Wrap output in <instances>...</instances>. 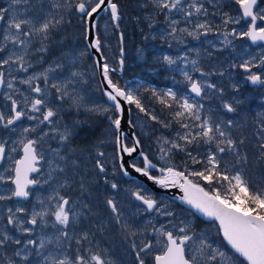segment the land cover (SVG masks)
Here are the masks:
<instances>
[{"label": "snow or ice", "instance_id": "1", "mask_svg": "<svg viewBox=\"0 0 264 264\" xmlns=\"http://www.w3.org/2000/svg\"><path fill=\"white\" fill-rule=\"evenodd\" d=\"M40 3V10H43V0H38ZM21 3L27 4L28 0H11L8 7H0V22L6 25L0 29V94L3 95L5 101L10 102L8 107L10 112L6 114L0 111V126L5 129H10L27 117L32 121H37L35 127H26L23 129L24 133L36 132L40 125H58L59 120L55 119L58 115L57 110L48 106L49 97L55 94V99L61 102L70 101L71 106L79 110L80 98L74 95V89L71 87L74 83L73 78L79 74L71 71L68 78L62 79V69L65 65L61 62L54 61L50 63L43 70L29 73V70L34 67L33 62L29 58L30 49L34 41L38 37L40 47L35 49L36 53H47L49 51L46 41L50 39L53 29L60 25L63 21V16L56 18L51 12L44 16L43 20L37 23L39 17L32 18L19 11H14L13 6ZM157 14H163L168 24V31L166 35L173 40L183 42V36L187 35L199 39L201 35H207L214 31L213 25L208 20L200 21L193 19L201 15L207 16L208 9L204 6L203 0H149ZM242 10L240 18H234L227 13L224 14L222 24L224 30L219 34L223 36L224 43L231 44L229 37L248 38L253 44L257 42H264V26H258L257 21H264V9L258 8V0H235ZM51 7L59 10L67 7L68 11L75 8V11L81 15V18H88L91 20L94 14L103 10L110 12L111 20L117 28H119L118 21L121 18L118 4L113 0H65L64 4L52 3ZM174 14H178L180 19L175 18ZM215 15V13H213ZM249 19L247 31L237 32L236 28L228 30L229 24H239L241 19ZM149 28L152 27L154 17H148ZM183 21L185 26L179 25ZM95 27V24H92ZM216 28H219L217 25ZM162 38L164 35L162 34ZM121 43L123 42V34L120 35ZM95 48L97 52L100 51V40L96 38L90 45ZM171 46V45H169ZM123 48H121V53ZM163 62L171 67L176 64L177 59L185 61V68L187 67L186 57L173 58L171 56H163ZM254 59V58H253ZM43 61V56H41ZM120 66H123V59L120 60ZM193 70L200 72L202 76L209 75L204 73L202 69L196 67L197 61L192 60ZM232 67H239L246 73V79L251 84L264 85V76L253 72V68H264V56H261L259 63H254L253 60H244L239 65L233 64ZM110 69L107 63L102 65L104 79L107 81L108 88L105 95L112 102L115 113L118 115L110 116L111 125L114 129L116 156L120 160L119 168L125 176L129 173L125 168L123 162V154L131 156L137 152L140 147V141H134L133 146H128L124 143V133L121 130L122 114L124 109L121 101L128 105H135L140 112L147 110L143 106L139 95L134 94L132 90H126L120 87L117 83L109 77ZM184 79L189 84L190 93L195 94V97L203 98L206 90H215L223 94V89H217L215 83L207 80L200 81L193 79L189 71L181 69ZM16 73H25L26 76H18ZM223 75V73H220ZM19 85L27 86L28 92L22 91ZM43 85V86H42ZM158 100L161 105L175 111L172 113L175 122L179 125L183 132H177L176 141L164 140L165 144L171 143V148H160L164 153L160 157L166 164H170L167 159L168 154L172 150L186 152L192 164H203L201 171H178L174 166L162 167L160 172L163 174L160 178L150 175L149 170L155 169L157 165L152 162L143 152L144 166L137 167L132 164L131 167L136 172L153 180L156 184L164 187L176 186L179 187L184 195L181 196L183 202L191 205L198 212L204 216L214 219L218 222L219 232L222 233L224 241L230 246L232 255H228L219 247H214L212 242H209L203 234L197 236L190 224L180 221V225L169 220L167 224H160L156 227L149 221L150 232L155 236V244L151 239L142 240L140 246L133 240L131 248L135 251V258L137 264H146V258L152 257L153 264H264V187L253 190L249 181L244 177L241 171H235L233 174H228V169H221V154L232 153L236 157V164L246 163L247 157L241 156L238 145L244 143L243 139L239 141L233 139L230 133L225 131L222 123H217L213 120L211 114H204V105L191 99L189 96H178L172 89H168L163 93L157 92L156 89H146ZM20 97L21 99H17ZM227 112H235L236 109L232 103L225 102L223 104ZM27 109V111H26ZM104 111H108L105 109ZM29 113H37L38 115H30ZM152 120H157L155 115L151 116ZM164 127H171L170 124L158 121ZM131 124V121H129ZM232 120L227 121V126L231 127ZM134 126V125H133ZM15 131V127H11ZM52 134L55 139H58L62 145L67 144L72 136V130L65 127L61 131L58 127H52L50 131L42 132L38 138L32 139L27 136L22 137L18 143L22 155L19 159H14V167H9L4 170L5 175L0 173V184L11 183L14 187L8 189L6 192L0 191V201L13 200L14 198L27 200L31 195L30 188L42 183L38 178L32 176L33 173L40 174L41 168L38 167L41 161L45 159L44 154L38 150V146L45 137ZM258 150L259 158L264 159V122H261L258 131ZM182 142V143H181ZM7 141L0 142V161L6 157ZM207 146L206 155L202 160L197 159L192 151H189L190 146H195L197 149L200 146ZM17 149L13 147L11 152L15 153ZM53 154V159L47 162L50 171L47 174V179L43 183L47 184L53 178L56 172H64V168L57 163V160L64 161L66 157L60 155L59 149H50ZM105 153L97 152V159L95 166L99 173L105 174L106 178V162L103 159ZM8 159L12 160V156L8 155ZM75 163V161H73ZM235 167V165H233ZM187 170V169H186ZM198 177L206 181L207 184L212 185L215 180L221 183L223 194L220 190L213 189L211 192L206 191L199 183H194L189 177ZM67 186V181L60 185L61 188ZM118 185L113 182L111 188L116 189ZM137 200L141 201L146 207L144 211H155L160 216L175 217L166 205H161L156 199L151 196L141 194V192L134 193ZM48 203L44 200H38L42 206L39 211L33 208L30 216L23 219L21 215L27 210L23 206L7 207L6 220L7 223L0 227V249L7 247L9 242L16 245H21L14 255L19 257L22 262H26L33 251L36 256L42 257V264H113L111 259L107 258L106 250H101L98 247L93 248L89 242V234L84 232L82 234L70 235L69 227L78 221L79 215L74 210V204L70 198L61 195L58 189H53V194L48 196ZM107 205L115 215L117 223L121 221V213L113 199L107 200ZM84 207H87L85 205ZM54 217L52 226L55 228L60 226L55 236V241L52 237L41 235L37 239H21L14 238L10 235L9 226L23 235L31 236L35 226L40 223L41 226H47V217ZM33 227H25V225ZM168 224L172 225V230H169ZM124 231L128 233L129 237L137 236L138 232L149 231L148 228L144 230L132 229L128 224L122 225ZM191 233V234H190ZM127 239V237H126ZM75 242L76 248L72 249V242ZM85 242H89L85 246ZM55 243L56 251L44 252L48 249V245ZM158 248L159 251L153 253V249ZM7 264H15L9 259Z\"/></svg>", "mask_w": 264, "mask_h": 264}, {"label": "rangeland", "instance_id": "2", "mask_svg": "<svg viewBox=\"0 0 264 264\" xmlns=\"http://www.w3.org/2000/svg\"><path fill=\"white\" fill-rule=\"evenodd\" d=\"M138 1L141 3V6L146 5L145 10H147L148 16L154 17V15H151V13H149V8H152V6L149 3V0H138ZM142 1H144V3H142ZM222 2H223V7L225 10H227L229 3L236 6L235 0H228L227 2H225L224 0H220L219 3L217 4L215 3L214 5L219 6V4ZM10 3H11V0H0V7L6 8L9 6ZM52 3L64 4L65 0H43L44 7L42 11L40 10V3L38 2V0H28L27 4L21 3L19 5L13 6V10L24 13L25 15L32 17V18L39 17V19L37 20V23L43 20L44 16L47 15L49 12H51L54 16H56L57 19H59L60 16H63L62 23L52 30L50 39L46 41L49 51L47 53L42 54L43 61H41V57H40L39 61L44 62V65L42 69H40L39 71L43 70V68L47 67L50 63L57 61L65 65V67L62 69V75H61L62 79L68 78L71 71L77 72L79 75L73 78L74 83L71 87L74 89V95L80 98L79 110H77L76 107L71 106L70 101L61 102V101L56 100L55 94L53 91V95L49 97L48 106L57 110L58 115L55 119L59 120L58 125H40L39 128H37L36 132L24 133L23 132L24 128L35 127L38 123L37 121H32V120L27 119V117H24L22 118V120L17 122L16 125L11 126V127H15V131H12L11 127L10 129H5L2 126H0V142L7 141L6 157H5L4 162L0 165V173L5 174V175H9L11 173L10 172L5 173L4 170L9 168L10 166L14 167L13 160L19 159L21 156V150H20V145L18 141L22 137L27 136L28 138L35 139V138H38L42 132L50 131L52 127H58L61 131H63L65 127L70 128L72 130V136L70 138V141L65 145H62L60 143L58 136L57 138L54 139L51 133L48 137H45L44 140L40 142L38 146V150L41 151L45 157L44 172L38 177L42 181V183L39 184L36 188L30 190L32 194V199L27 203H24L23 201H19L15 199L7 200V201H0V227H2L3 225L7 223V220H6V208L7 207L15 208L18 206H23L27 211L19 215H21L23 219H27L30 216V213L32 212L33 208H35L37 211L41 209L42 206L38 203V200H44L45 204L48 203L47 198L48 196L53 194V189L55 188L60 191L61 195H65L66 197L73 200L71 202H73L74 204V210L79 215L78 221L75 224L70 225L68 229L70 235L78 236L79 234H82L85 232V231H81L78 228L80 221H81L82 209H92V206H93L92 199L99 198L100 201L102 200V205L104 206L105 211L109 214L112 221L116 224L118 228V233L121 235L122 234L124 235V238L122 237L118 238L119 241L125 244L128 248H130L133 251V253H135V251L131 248V244L133 240L136 242L138 246H140V242L142 240L146 241L148 239H151L153 241V244H155L156 238L150 232L151 226L149 225V221H151L152 224H155L156 227H159L160 224H167L169 220H172L173 223L177 224L178 226L180 225V221H184L185 223L190 224L194 232L197 234V236L203 234L204 236L207 237L209 242L213 243L214 247H219L221 248L222 251H225L228 255H232L233 254L232 250H230L226 246L224 241L222 240L221 233L219 232V227L215 222H204L203 220L198 218L196 215H194L190 210L180 206L171 198L161 195L160 198L158 199V202H160L161 205H166L172 212H174L175 217L160 216L155 211L152 214H149L148 212L144 211V207L142 208L140 205L134 204L130 200V199H133L134 193L139 191L141 192V194L151 196L152 198H153L154 193L148 190V188H146L141 183H137L136 185V184H133L131 180L128 181L123 176H119L118 170L115 173L116 174L115 183L118 185V188L120 189L119 191L117 190V195L114 194L113 191L109 189H105L101 184H94V183H97V181L87 179L86 175H83L82 173H81V176H79V178L83 180V182L86 184L87 186L86 188H81L83 184H81V187L71 188L68 186L71 183L70 180L68 181L62 178L63 180L60 181L61 177L56 176V173L54 174L53 178L50 180L52 182L49 181V183L47 184L43 183V180L47 179V174L50 171V168L48 167V164L46 161L53 159V154L49 150L48 146L53 144L52 146L54 147L52 149H59L60 152H62V150L68 152L74 149L72 148L73 146L75 147V145L76 146L82 145V149H80V154H78L73 160L77 161L79 159L84 167V171L87 172L89 170L88 163L89 162L93 163V161H95L98 158L97 152L102 151V150H99V146L103 144L102 139L103 138L106 139L111 135L109 128L112 129V125H111V121L109 117L117 115V114L114 115V108L110 106L104 100V97L102 96L94 60L91 61L89 52L86 51V49L80 44L82 43L86 45L85 44V34L83 35V30L80 31L81 28L85 24V18L82 19L81 15H79L75 11L74 7L72 8L71 11H68L67 7H63L59 10H56L51 7ZM259 9H264V5L258 6L256 10L258 11ZM234 10L235 8L233 9V11ZM237 13L239 14L236 15ZM215 15L217 16V12H215ZM229 16L234 17V18H240L241 14L239 11H234ZM217 18L219 17L217 16ZM196 19H199L200 21L204 20L200 16L196 17ZM144 20H145V15H144ZM153 22H156V23L158 22V14L156 15V19H154ZM148 25L149 24H146L143 28L145 30L144 31L145 34L148 33ZM5 26L6 25L4 24L2 28ZM260 26H264V21H261ZM65 27H67V29H65ZM222 27L224 26H219V28L214 27V31L211 32L213 34V40H209L207 44L213 47L212 48L213 51H217V50L219 51L222 49L225 50V48L228 50L230 49L231 51L229 50L228 55L231 56V58H229V60L232 62V64H235V65H239L246 59L253 60L254 63L258 64L261 56H264V47L253 48L249 44L247 38H238V37L236 38L229 37L232 43L226 44L224 43L223 36L220 35L219 33L218 34L215 33V31L218 29L222 31ZM227 27H228V30H231L232 28H236L237 32H241V31H247L248 24L245 21H243V19H241L239 24H229ZM98 28L100 29L101 34L103 36V47L109 50L111 48L112 36H115V29H114V26L112 24L110 17L107 16V17L102 18L99 23ZM59 30L63 31V33L65 32V30H67L69 36H71V41L64 46L62 45L61 47H57V44L63 43L64 38L62 37L63 33L57 32ZM144 32L141 31V34H143ZM129 34L133 35V32L129 31ZM38 40L39 38L37 37L33 43L32 48L30 49V53H36L35 49L40 47V43L38 42ZM144 40L146 43L145 45H137L129 41L130 45H128V47L131 48V50L129 51L130 58H135L136 60L140 62H144L145 60L147 61V57L149 55L148 51H150L151 48L148 47L147 45L148 43L146 42V36L144 37ZM177 42L179 41L173 40L172 38L169 39L167 42L163 41L162 50H165V51L161 52L162 55L165 52L164 56L165 55L171 56L174 59L177 57H186V55L183 53L184 51H181L175 44ZM183 42H188V41L183 39ZM178 50L180 51L178 52ZM192 50H195L196 55L187 59L188 63H187L186 68H185V61L181 59H177L176 64L172 65L171 67L167 65V67L172 70L173 69L177 70L181 75H182L181 69L189 71V74L192 75V77L195 75L197 78L196 80H200V81L207 80L212 83V79L214 78L213 83H215V76L220 75V73L223 72V70L225 69L224 68L222 69L217 64L212 65L208 69H206L205 67H203V64L200 60L201 56L203 55L200 48H197V49L191 48V51ZM0 55H3V54H0ZM29 58L31 60H34L35 58H38V56L35 54H32L30 55ZM106 59L112 60L111 54H108L106 56ZM76 60L78 63L74 64L75 63L74 61ZM192 60L197 61L196 67L202 69L204 73H208L209 75L202 76L200 72L194 71L193 65L190 63V61ZM107 64L109 65L110 69H116L115 71H111L114 73V76L116 78V83L120 87L125 88L126 90H132L134 94L139 95L143 106L147 110L146 112H140L139 109L135 107V105H132L133 123L136 126L137 135L139 134L143 138L141 139L142 145H144V142L146 144L145 153L151 157H157L160 161L159 165L165 166V167L174 166L176 169L185 171L186 174L188 171H192V170H196V171L203 170L201 165L195 164L197 166H194L192 163L185 162V160H187V159H184V157H187L186 152L172 150L167 156V159L170 161V164H166L164 160L160 159V157L164 155V153L160 151V148L161 147H164L165 149L171 148V143L165 144L164 140L167 139L170 142L176 141L177 140L176 133L184 131L180 127L178 128L177 123L175 122L173 118L172 113L175 111V108H172V109L168 108L169 111L171 112V117L170 118L168 117L167 118L168 120L164 121L162 118L161 120L159 119L152 120L151 119L152 113H149L148 111L150 110V108L149 109L146 108L147 106L148 107L151 106L148 104V102L150 101V97L148 96L149 94H144L141 97L140 93L138 92L144 84L148 87V89L152 88L153 86L155 87V85L152 84L151 78H145L146 79L145 81L142 79H138L135 81V79L126 78L124 72H119V68L116 67L111 61L108 62ZM131 64L133 65L134 63H131ZM237 68L240 70V72H236L238 75V80L240 81V84L242 85V77H243L242 69H240L239 67ZM31 73L32 72H29L28 74H31ZM28 74L16 73V75L18 76H26ZM262 76H264V72ZM244 78L246 79V76ZM164 79L165 81L169 82L168 86L159 87L157 85L156 86L157 92L163 93L164 91L168 89H172L178 95L179 90L181 88H185L186 84L189 86L188 82L184 79L183 75H182V79L174 80L171 76H167ZM234 79H237V77L234 73L231 72L228 75L229 83L235 84ZM217 82L220 84L221 79L218 78ZM177 86L178 88L176 91L175 87ZM260 86L261 87L259 89L263 95L260 101L264 102V85H260ZM17 87H19L22 91L26 93L28 92L27 86L25 85L17 84ZM206 91L208 94L212 93V91L210 90H206ZM184 96L191 97L189 93L185 94ZM16 98L21 99L20 97H16ZM8 105H10V102L5 101L3 98V95L0 94V111H3L6 114H8L10 112V108L8 107ZM153 108H154L153 111H155V107ZM105 109H108V111H104ZM84 111L94 113L96 115H99L101 119H104L103 124L109 127L108 133H105L104 135L101 134L100 137L99 135H97L98 137H95L94 140H92L86 135L84 136L85 124L83 122V119H81V117L87 114ZM29 114L38 115L37 113H29ZM153 115H155L158 118L160 113L157 112V113H154ZM74 116H76V118ZM165 116H166V113H163L164 118ZM70 118L73 119L74 122L71 123L70 120L67 122L64 120V119H70ZM155 121H163L164 123L170 124L171 127L166 128L160 122L159 124H157L158 122H156L155 124ZM151 122L154 123L152 130H151V126H152ZM100 140H101V143H100ZM113 140H115V137ZM72 141H74L75 145L72 144ZM13 147L17 149L15 153L11 152V149ZM202 152H205V151L202 149ZM192 153L196 157H198L199 155L198 152L194 153L192 151ZM8 155L12 156V160L7 158ZM197 159H200L203 161L202 158H197ZM153 160L156 163L155 159ZM63 162L64 161L57 160V163L59 164H62ZM227 169H228V166H227ZM190 178L200 183L209 192H211L215 188L217 190H220L223 194L221 183L226 184L225 182L217 183L214 180L212 185H209V184L206 185L203 182H201L203 181L201 179L200 181L196 179V177L190 176ZM54 179H56V181H54ZM65 181H67V186L61 188L60 185L63 184ZM218 184L220 185V187L218 186ZM13 187L14 186L11 183L0 184V191L6 192L8 189H11ZM107 198H110V199L115 198V202L121 213L120 223H117L115 215L112 213L111 209L108 207ZM85 205H87V207H84ZM92 213H93V210H91L89 214H92ZM144 214L148 216L145 222L146 225L144 224V225L138 226L137 230L142 231L145 228H148L149 231L143 232V234H140L138 232L137 236L129 237L128 233L124 231L122 225L126 223L132 229H136L134 225L130 223L132 221L130 217L133 215H140V218H141V216ZM47 220L49 221L47 226H41L40 223L38 222V224L35 226L34 231L30 237L27 235H23L21 232H18L14 228L9 226L10 235L13 236L14 238L21 239L22 243L23 241H26L27 239H37L41 235L52 237L53 240L55 241V236L57 235V230L60 226H57L55 228L52 226L54 222V217L50 216L48 217ZM86 220L88 221L87 217H86ZM96 221H98L99 224L92 225V227L89 228L91 232L90 233L87 232L89 234V242L91 243L93 248L98 247L101 250H106L107 258L111 259L113 264H116L114 259L109 256V251L107 250V248L102 245L105 242V238L101 230V224H100L101 218H99ZM134 221L138 223L139 217H136ZM86 226H87V222H86ZM25 227H33V226L26 224ZM170 227H172V225L168 224L169 229ZM94 237H96L98 241H95ZM89 242H85V246H88ZM21 247H22V244L16 245L14 243L9 242L6 248L0 249V264H7V261L9 259L14 261L15 264H42V257L36 256L34 251L32 255L29 256V259L26 262H22L19 257L14 255V253ZM76 247L77 246L73 240L72 249L74 250ZM48 251H53V252L56 251L55 243L48 245V249L44 252V254L47 255ZM157 251H159V249L154 247L153 253ZM133 258H134V255L131 256V260H133ZM150 260H151V257H147L146 264H150Z\"/></svg>", "mask_w": 264, "mask_h": 264}, {"label": "trees", "instance_id": "3", "mask_svg": "<svg viewBox=\"0 0 264 264\" xmlns=\"http://www.w3.org/2000/svg\"><path fill=\"white\" fill-rule=\"evenodd\" d=\"M224 1L227 2L228 0H224ZM113 2L118 4L119 10H120L121 18H120V21L118 22L119 28H117L115 24H113L114 29H115V36H112L111 48L109 50L103 47V36L101 34L100 29L98 28L97 34L100 40V44H101L100 48H101L102 54L104 55L105 58L108 54H111L112 60L110 59H106V60H108V62L111 61L116 67L119 68L118 59L120 57L119 52L121 49L120 34L122 33L123 41H124V50H125V61H124V66H123V72L126 78H132V79H135V81L138 79H142L145 81L146 80L145 78H147L148 76L147 73H149L150 75L149 78H151L152 84L155 85V87L152 85L153 86L152 88L156 89V86L160 84V81H162L163 76L166 74H169L168 70L162 67L163 63L159 62L160 59H162L161 57L162 55L157 52H150L147 58V62L146 61L140 62L136 60L135 58L129 57V51L131 50V48L128 47V45H130L129 41L137 45L146 44L144 40L145 30L143 29L145 26L144 25L145 24V21H144L145 14L143 15V12H145L146 5L141 6V3L138 0H113ZM142 3H144V1H142ZM260 4L261 6L264 5V0H260ZM234 8H235L234 11L240 12L238 4L234 6L231 3H229L227 10H225L223 7V2L220 3L217 9V16L219 17V22H222L225 13L228 12L227 14L230 15L232 12H234L233 11ZM149 13H151V15H154L156 19L157 13L154 11L153 7L149 8ZM102 18L104 17L101 16L98 23H100ZM65 29H67V27H65ZM82 30H83V35L85 34L86 36V21L80 31ZM128 30L130 32H133V35H130ZM141 31H143L144 33L141 34ZM57 32L63 33V31L61 30ZM62 37L64 38V42L57 44V47H61L62 45L64 46L71 41V36H69L67 30H65ZM80 44L86 49V51L89 52V49L86 45L82 43ZM227 50L228 49L225 48V50L222 49L219 51L218 50L213 51L212 62H213V65L217 64L222 69L224 68L225 70L231 71L237 77V79H234V83L236 85L234 86L235 89L232 90L230 88H227L228 103H232L233 107L236 109L235 112H228L227 114V119L233 121V124L231 127L227 126L228 127L227 132L230 133L231 137L237 141H239L240 139L244 140V143L242 145H238V148H239L241 156L247 157V162L236 164V157L234 154L232 153L221 154L223 157L221 161V169L223 170L224 165H227L229 175L233 174L235 171H241L244 177L249 181L251 188L253 190H256L260 187H264V159L259 158V150H258L259 140H258V135H257L261 122H264V102L260 101V99L262 98L261 92L254 91L251 89V87L250 88L246 86L243 87L240 84V81L238 80V75L236 73V72H240V70L237 67L235 68L229 67V66H232L233 64L229 60V58L231 57L225 54V51ZM89 56H90L91 61H93L94 59L91 56L90 52H89ZM226 61L229 62L230 64L229 66H227ZM131 63H134V64L132 65ZM148 68L150 69L160 68V70L158 72L150 73L148 71ZM109 74L113 82L116 83V78L114 76V73L110 71ZM152 88H149V89H152ZM146 89H148V87L144 84L138 92L140 93L141 97L144 94H149L148 96L150 97V101L148 102V104L151 106L146 107L148 109L150 108L151 111L148 110L149 113H152L153 115L154 113L158 112L160 113L158 117L159 120H161V118L164 121L168 120L167 118L171 117V112L169 111V109L161 105L159 102H157L158 100L151 94L150 91L149 92L146 91ZM100 91L102 93L101 86H100ZM130 106L132 108V105ZM153 107H155L156 112L153 111L154 109ZM246 107L249 108V112L245 111ZM84 112L87 113L85 116L81 117V119H83V122L85 124L84 136L86 135L92 140H94L95 137H98L97 135H99L100 137L101 134L104 135L105 133H108L109 127L103 124L104 119H101L99 115H96L94 113H90L87 111H84ZM163 113H166L165 118L163 117ZM74 117L76 118V116ZM156 122L158 121H155V124ZM151 123H152V126H151V130H152L154 123L153 122ZM157 124H159V122ZM109 130H110L111 135L106 139L105 138L102 139L103 145H107L108 147L112 146L113 139H114L113 126H112V129L109 128ZM139 137L138 139L140 141L142 150L143 152H145L146 144L144 142V145H142L141 139L143 138L140 135ZM127 142L129 145H131L130 140L127 139ZM114 147L116 151V145ZM188 150L193 151L194 153L198 152L199 155L197 158L204 159L206 155L205 152H202L201 146L199 149L193 148L191 146V148L189 147ZM147 156L149 157L150 160H152V162H154L151 156L149 155ZM184 159H187L185 160V162L191 163V160L189 159L188 156L184 157ZM139 160L143 161V159H139ZM197 165H201L202 168L204 166L202 163L197 164ZM197 165H194V166H197ZM233 165H235V167H233ZM119 176H123V173L121 171H119ZM196 179L200 180L198 177H196ZM201 182L208 185L207 182H204V181H201ZM218 186L220 187L219 184ZM130 200H133V199H130ZM97 223L98 221H95L93 225H97ZM105 233L106 234H104V238H105L104 243H106L109 246V250H110L109 254L114 259L116 264H137L134 259L135 257L133 258V260H131L132 255H130L129 252L125 251V248H127V246L119 241L118 238L122 236H119V234L116 232V235H117L116 247L114 249L113 247H111V243H110L111 241L110 232L107 230Z\"/></svg>", "mask_w": 264, "mask_h": 264}, {"label": "flooded vegetation", "instance_id": "4", "mask_svg": "<svg viewBox=\"0 0 264 264\" xmlns=\"http://www.w3.org/2000/svg\"><path fill=\"white\" fill-rule=\"evenodd\" d=\"M219 1L220 0H203L204 6L208 9V15L207 16L201 15L200 17L202 19H204V20L205 19L208 20L213 25V27H216L217 25L218 26H223L222 22H219V18H217V16L213 15V13L217 12V9H218V6H216L214 4L215 3L216 4L219 3ZM186 2H189V0H186ZM259 3H260V0H259ZM259 5L261 6V4H259ZM146 12H147V10H145V12H143V15L145 14V20H144L145 24L144 25L149 24V19H148L149 16L147 15L148 13H146ZM238 14L239 13H237L236 15H238ZM174 16H175V18L180 19L178 14H174ZM193 19H196V17H194ZM3 25H4V22H2V26ZM179 26L180 27L185 26L183 24V21L181 22V24ZM223 28L224 27H222V31L224 30ZM168 30H169L168 29V24H167V21L165 20L164 15L163 14H158V22L157 23L156 22H152V27L149 28V26H148V33L145 34L146 42L148 43L147 45H148V47L151 48L150 51H148V54L150 52H157V53H160L162 55L161 52L165 51V50H162L163 41L167 42L169 39H171V37H168L166 35ZM220 32H221L220 29L215 31V33H217V34L220 33ZM162 34L164 35V38H162ZM183 39L188 41V42H177L175 44L177 45V47L181 51H184L183 53L186 55L187 59H189L190 57L196 55L195 54V50L191 51V48H193V49L200 48V50L203 53V55L201 56V59H200L202 64H203V67L208 69L210 66L213 65V62H212V52H213L212 48L213 47L210 46L209 44H207L209 40H213V34L211 32L209 34H207V35H201L199 37V39H196V38H193V37H190V36H187V35H184ZM252 47L253 48H259V47H262V46H258V47L252 46ZM180 50H178V52ZM164 53L161 56L162 58L164 56ZM225 53L228 55L229 54V50H227ZM41 56H42V54H41ZM74 62L77 63V60L74 61ZM159 62L163 63L162 67L166 68L168 70V72H169V74H166L164 76L162 75L163 79H162V81H160V84L158 85L159 87H167L168 86L169 82L165 81V79H164L167 76H171L174 80L182 79V75L177 70L169 69L167 67V65L163 62V59H160ZM226 63H227V66L230 65L228 61H226ZM229 67L232 68V66H229ZM159 70H160V68H157V69L148 68V71L150 73L158 72ZM252 70H253V72H256L257 74H261V75H263V72H264V68H253ZM221 73H223V75H221V76L220 75H216L215 76V84L217 85V89H223V94H221L219 91L210 90V91H212V93L208 94L207 91H205V94L203 95V98L195 97V94L190 93L189 86L186 84L185 88H181L179 90L178 96H182V95H185V94L189 93V95L191 96L190 97L191 99H194L195 101H197L199 103H202L204 105V110H203L204 114H209L210 113L212 118H213V120L215 122H217V123H222V126L225 128V131L227 132V130H228L227 121L229 120V119H227L228 112L226 111V109H224L223 104L225 102H228V90H227V88H229L228 75L231 73V71L223 70V72H221ZM246 75L247 74L244 73L243 70H242V76H243L242 77V86L243 87L246 86V87L250 88L251 87L249 85L250 81H248L247 79L244 78ZM149 76L150 75L148 73L147 78H149ZM193 78L197 79L195 75L193 76ZM218 78L221 79V84L222 85L217 82ZM213 80H214V78L212 79V83H213ZM178 84H179V82H178ZM178 86L175 87L176 91H177ZM260 87H261L260 84H257L255 87H251V89L254 90V91L260 92V89H259ZM262 97H263V95H262ZM114 115H115V111H114ZM64 120L66 122L69 121V120H70L71 123L74 122V120L71 119V118L70 119H64ZM177 126L179 128L178 124H177ZM71 127H73V126H71ZM100 143H101V140H100ZM125 143L128 146L132 145L131 142H130L131 145H129L127 140H125ZM72 144L75 145L74 141H72ZM52 145L53 144L48 146L49 150L54 147ZM97 146H99V145H97ZM114 146H115V140H113L112 146L108 147L107 145H103V144L99 146V150H102V152L105 153V156L103 157V159L106 162V169H107L106 178H107V181H108L107 183L105 182V174L99 173L98 169L95 166L96 160L93 161V163H90V162L88 163L89 170L87 172L84 171V167H83V165H82V163H81V161L79 159L77 161H75V163H73V161H74L73 159L78 154H80V149H82V145H77V146L75 145V147L73 146L72 148H74V149L72 151L66 152V151L62 150V152H60V155H65L66 156V160H64V162L62 164H60V166L62 168H64V172H56V176H60L61 177L60 181L63 180L62 178H64V180H68V181L70 180L71 183L68 186L71 187V188L81 187V184H83L81 188H86L87 187L86 184L83 182V180H81L79 178V176H81V173H82L83 175H86L87 179L97 181V183H94V184H101L105 189H109V190L113 191L114 194L117 195V190L119 191V188L118 187L116 189H112L111 188V183L116 182V174H115L116 171L117 170L121 171L120 168H119V165H118V160H116L117 156H116V151H115V147ZM192 147L196 148L195 146H192ZM201 147L205 151V154H206L207 146L201 145ZM6 153H7V148H6ZM21 155H22V151H21ZM151 158L155 159V161H156L155 164L157 165V167L155 169H150L149 172H150V174L152 176L160 178L163 174L160 172L159 169L162 168V167H165V166L159 165L160 161H159V159L157 157H151ZM133 163L136 164L137 166L141 167V168L144 166L143 161H141V160H137L136 159V160H134ZM38 167L41 168V173L40 174H32V176L35 177V178H38L44 172V169H45L44 160L40 162ZM224 167H225V165H224ZM176 170L179 171L180 169H176ZM128 179L129 178L126 177V180H128ZM54 181H56V179H54ZM128 181H130V180H128ZM131 181L133 182V184H136V185H137V183H141V182L135 181V180H131ZM50 182H52V181H50ZM134 182H136V183H134ZM141 184H143L146 188H148V190L153 192L147 185H145L144 183H141ZM37 186L38 185H36L34 188H36ZM141 189H143V188H141ZM161 195L167 196L165 194L154 193L153 199H156L158 201V199L160 198ZM31 199H32V194H31ZM107 199H110V198H107ZM112 199L115 201V198H112ZM70 201H73V200L70 199ZM92 203H93L92 209H82L81 221H80V224H79L78 228L81 231H85V232L90 233L91 231H90L89 228L92 227L93 223L96 220L101 218L100 224H101L102 232H103V234H106L105 232L107 230L110 232L111 247H113L115 249V247H116V238H117L116 232L118 233V228H117L116 224L112 221V219L109 216V214L105 211L104 206L102 205V200L100 201L99 198H95V199H92ZM136 203L141 206V204L138 203L137 201H136ZM91 210H93V213L89 214ZM86 217H87L88 221L86 220ZM136 217H139L138 223H136L134 221V219ZM147 217L148 216L146 214L142 215L141 218H140V215H133V216L130 217L131 220H132L130 223H132L134 225V227L136 229H138V226H141V225L145 224ZM86 222H87V226H86ZM141 222H142V224H141ZM213 222H215L217 224L216 221H213ZM98 224L99 223H97V225ZM169 230H172V227H170ZM107 235H108V233H107ZM119 236H122V238H124L123 234L122 235L119 234ZM94 240L98 241L96 237H94ZM102 245L104 247H106L107 250L110 252L109 246L106 243H103ZM125 251L129 252L130 255H134V257H135V253H133V251L130 248H128V247L125 248ZM134 259L136 261V258H134ZM150 264H153L152 257H151V260H150Z\"/></svg>", "mask_w": 264, "mask_h": 264}, {"label": "water", "instance_id": "5", "mask_svg": "<svg viewBox=\"0 0 264 264\" xmlns=\"http://www.w3.org/2000/svg\"><path fill=\"white\" fill-rule=\"evenodd\" d=\"M106 2H107V0H106ZM258 4H259V0H258ZM239 9H240V7H239ZM240 11H241V14H242V10L241 9H240ZM102 14L107 17L108 15H110V12H105V11L101 10L97 14H94V17L91 20L86 18L85 44L88 47L91 56L94 58L95 67H96V71H97V74H98V79H99V83H100V86H101V89H102L103 96H104L106 102L109 105L112 106V102L105 95V93L107 91H111V89L108 88L107 81L104 79L103 71H102V65L104 63H107V60L104 57V55L102 54L101 48H100V51L97 52L95 48H91L89 46L96 38H99L98 34H97V27H98L99 19H100ZM110 17H111V15H110ZM243 20L246 21V22L249 21V19H247V18H245ZM259 22H260V20L257 21V24H259ZM92 24H95L94 28L92 27ZM1 25H2V22H0V29H1ZM249 42H250V44L252 46H259V45L264 46V42H257L255 44H253L250 40H249ZM120 44H121V48H123V52L121 53V50H120V58H119L118 62H120L121 59H123V61L125 59L124 41L121 43V40H120ZM119 65H120V63H119ZM123 65H124V63H123ZM122 69H123V66H122V68L120 66V72H122ZM109 77H110V74H109ZM249 85L251 87H255L257 84L253 85V84H251V82H249ZM0 92H1V90H0ZM121 105H122V107L124 109V112H123L122 117H121V119H122L121 130L124 133V138L126 137L127 139H129L132 142V146H133L134 141L137 140L138 138H137L136 133H135V127L133 126V123H132V110H131L130 105L126 104L123 101H121ZM129 121H131V124H129ZM141 152H142V148H141V145H140V147L137 149V152L133 153L131 156H128L127 154L121 153V155H123V162H124L125 168L127 169L128 173H129L127 175L129 178H132L134 180H137V181H140V182L144 183L145 185H147L155 193L165 194L168 197H171L172 199L176 200L179 204H181L185 208L190 209L198 218L202 219L204 222H213V221H215L214 219H211V218H208V217L204 216L202 213H200L196 209H194L191 205H188L185 202H183L181 199H179L181 196L184 195L183 191L179 187L171 186V185H169L168 187L161 186L159 184H156L153 180L148 179V177L142 175L141 173L136 172L135 169L131 167V165H132V161H134L135 159H138L140 157L143 158V156L140 154ZM3 161H0V165L3 163ZM119 163H120V160H119ZM33 174H36V173H33ZM194 183H196V182H194ZM200 186L203 187L202 185H200ZM34 187L35 186H32L31 188H34ZM29 198H30V196H29ZM29 198L27 200L17 199V198H14V199L15 200H22L24 202H27L29 200ZM217 224H218V222H217ZM221 236L223 238L222 233H221ZM224 242L227 245V242L226 241H224ZM228 248L231 249L230 246H228Z\"/></svg>", "mask_w": 264, "mask_h": 264}, {"label": "bare ground", "instance_id": "6", "mask_svg": "<svg viewBox=\"0 0 264 264\" xmlns=\"http://www.w3.org/2000/svg\"><path fill=\"white\" fill-rule=\"evenodd\" d=\"M41 54H42V53H35V55H37L38 58H35L34 60H31V61L33 62L34 67L31 68V69L29 70V72H38L40 69H42V67H43V65H44V62L39 61V59H40V57H41ZM228 85H229V88H230V89H232V90L235 89V88H234V86H236L235 84H231V83H229ZM245 109H246L245 111L249 112V108H248V107H246ZM221 161H222V159H221ZM224 168H227V165H225ZM49 217H50V216H49ZM47 219H48V217H47Z\"/></svg>", "mask_w": 264, "mask_h": 264}]
</instances>
